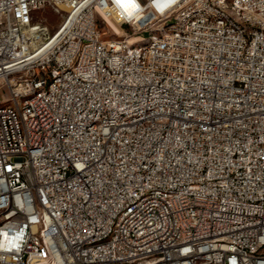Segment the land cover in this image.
I'll return each instance as SVG.
<instances>
[{
    "label": "built area",
    "instance_id": "obj_1",
    "mask_svg": "<svg viewBox=\"0 0 264 264\" xmlns=\"http://www.w3.org/2000/svg\"><path fill=\"white\" fill-rule=\"evenodd\" d=\"M232 5L245 13L237 33L203 19L185 37L113 56L148 33L104 40L100 22L156 24L192 6L221 11L219 1L0 0V100L16 97L0 114V264L43 260L30 195L45 206L54 264H113L123 250H134L129 264H264V0ZM38 85L49 93L19 110ZM160 89L189 95L186 115L167 97L134 118ZM115 111L129 122L105 124ZM106 232L117 240L93 249Z\"/></svg>",
    "mask_w": 264,
    "mask_h": 264
},
{
    "label": "bare ground",
    "instance_id": "obj_2",
    "mask_svg": "<svg viewBox=\"0 0 264 264\" xmlns=\"http://www.w3.org/2000/svg\"><path fill=\"white\" fill-rule=\"evenodd\" d=\"M221 11L211 7L192 6L187 9L185 13H170L166 15L162 21L156 24L147 25L144 29L145 33L153 32L154 35L147 40L137 39L134 41L124 40L121 48H113V56L127 55V52H146L156 44L166 41V37H185L186 27H194L199 21L203 19L210 23H215L217 26L225 28L230 33H237V26L233 20L237 19L238 24H245V13H237L235 4L244 0H217ZM151 34V33H150ZM149 34V35H150ZM79 57H72L70 62V69H78ZM85 78H93V71H85ZM49 93L48 85L33 86L31 90H27L19 95V110H26V105L38 101L42 96ZM147 89H139V97H146ZM173 101V105L178 106V115H186L189 111V95H180L176 97V92H170L169 89H160L159 93L152 97L145 98L144 108L134 110V118H145L147 115H153V107L161 106L164 101ZM198 105H205V98H198ZM10 106H16V97L10 96L7 104H0V114L9 112ZM129 122V115L127 111H115L111 116H104V123L110 126H118ZM165 118L155 119V126H164ZM93 128H100L101 118L92 119ZM141 133V126H133L131 128V135H139ZM23 181L31 182V174L23 173ZM156 198V190L146 191V199ZM171 198H178V190H171ZM29 221H34L32 225V236H34L35 250L43 258L41 261L27 260L23 264H54L55 253L52 247L49 246L46 238V212L45 206H38L37 195H30V214ZM1 228V220H0ZM119 237H129V230H119ZM117 240L116 232H106L102 237L95 238L93 241V249H100V246H106ZM134 257V250H123V256H113V264H129V258ZM149 264H160V260H149Z\"/></svg>",
    "mask_w": 264,
    "mask_h": 264
},
{
    "label": "rangeland",
    "instance_id": "obj_3",
    "mask_svg": "<svg viewBox=\"0 0 264 264\" xmlns=\"http://www.w3.org/2000/svg\"><path fill=\"white\" fill-rule=\"evenodd\" d=\"M47 23L49 24L51 29H54L57 24L60 21V18L58 16H48L46 18ZM147 22V19L144 18L143 16H138V17H130L129 18V23L126 25H123L121 27V30L119 29V27L114 24V23H104V22H100V31L103 33V39L104 40H109V39H118L121 37H124L125 34H127V36H132L134 35L136 32L140 31V27L142 26V33L144 32V29L147 25H145V23ZM152 25V24H150ZM151 33V34H150ZM150 34V35H149ZM154 33L153 32H148V34L146 35H142L140 37H129L127 39V41L131 40H137V39H143L144 37L146 38V40L153 36ZM10 100V96H3V98L0 100V104H7L8 101Z\"/></svg>",
    "mask_w": 264,
    "mask_h": 264
}]
</instances>
